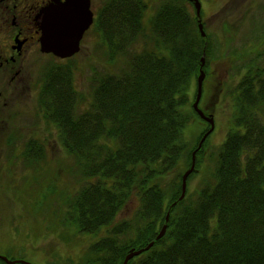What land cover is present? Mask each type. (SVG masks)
<instances>
[{
	"label": "trees",
	"instance_id": "obj_1",
	"mask_svg": "<svg viewBox=\"0 0 264 264\" xmlns=\"http://www.w3.org/2000/svg\"><path fill=\"white\" fill-rule=\"evenodd\" d=\"M128 2L121 10L119 1L107 4L108 14L94 22L113 70L93 73L88 96L76 90L72 65L53 61L41 71L37 109L72 157L65 172L73 181L49 171L38 137L11 134L10 158L32 171L25 189L15 182L10 191L25 203L31 197L34 214L45 209L63 243L92 239L76 260L52 255L48 264H121L150 242L127 264H264V40L231 95L234 115L213 168L190 191L203 142L179 199L183 171L209 129L194 145L184 136L191 121H205L190 89L202 56L206 72L211 45L189 0ZM131 201L136 210L117 220ZM167 213L165 233L155 239Z\"/></svg>",
	"mask_w": 264,
	"mask_h": 264
},
{
	"label": "rangeland",
	"instance_id": "obj_2",
	"mask_svg": "<svg viewBox=\"0 0 264 264\" xmlns=\"http://www.w3.org/2000/svg\"><path fill=\"white\" fill-rule=\"evenodd\" d=\"M160 1L162 0H154L156 3ZM200 2L202 28L205 35H208L211 55L207 61L206 72L203 70L205 75L198 107L206 116H212L214 126L205 137L206 140H203L204 143L202 142L203 163L189 182L190 191L197 188L205 177L204 173L214 166L217 149L225 139L234 115L235 104L231 95H234L241 74L254 60L260 43L264 40V0ZM92 6L98 12L102 10L103 3L93 0ZM139 49H142V46L135 48L137 51ZM53 61L72 65L74 86L77 91L87 96L93 83V73L102 74L113 70L108 67L110 65L107 62L106 48L93 26L84 34L79 52L70 61L43 54L36 48L26 53L20 74L14 79L10 80L8 76L12 77L16 68L11 74L0 72V255L9 260H24L32 264H48L52 255H56L57 259L76 260L92 241L90 237L84 236L74 244L63 243L59 238V231L55 230L57 224L54 221L50 224L46 222L45 209L34 214L33 204L29 203L31 197L25 203L23 195V199H19L15 191L14 194L10 191V186L15 189V182L25 189L32 171L31 167H25L22 158H10L12 145L6 140L12 137L11 134L17 135L18 141L38 137L48 155L46 159L49 171L65 174L64 179L69 182L74 179L73 174L65 172L66 168L73 164L72 157L65 153L56 128L52 123L44 121L36 104L42 68L49 66ZM115 72H118L116 68ZM196 82L195 79L192 81L190 89L192 99L196 96ZM207 125L210 127L206 121L199 119L191 121L184 129L185 138L194 145L195 138L202 130H207ZM34 172L39 173L38 170ZM26 177L27 180H24ZM137 206L135 201L126 204L118 214L117 220L130 217ZM103 234L104 232L99 235ZM66 262L58 264H67Z\"/></svg>",
	"mask_w": 264,
	"mask_h": 264
},
{
	"label": "water",
	"instance_id": "obj_3",
	"mask_svg": "<svg viewBox=\"0 0 264 264\" xmlns=\"http://www.w3.org/2000/svg\"><path fill=\"white\" fill-rule=\"evenodd\" d=\"M193 2L195 7V13L198 17V29L202 36H205L203 31V25L200 20V2L199 0H189ZM38 27L40 30L39 36V50L44 54H52L59 59H66L74 56L80 50V43L84 33L93 23V12L90 8V0H53V2L47 4L40 9L37 15ZM204 64V57H201V66L199 75L196 82V96L192 103L194 111L205 120L209 125L208 131L200 139L197 148L192 152V162L190 167L182 174L181 177V195L179 199H182L186 192V182L190 173L194 170L195 165V152L200 148L203 140L213 129L212 116H206L203 111L198 107V103L202 92V83L204 79V72L202 66ZM168 213L165 216V223L160 228L155 239L161 238L166 230V222L168 221ZM153 242H150L144 248L134 250L131 249L124 257L121 264H127V262L134 256L139 255L143 251L149 249ZM7 264H32L24 260H9L8 258L1 256Z\"/></svg>",
	"mask_w": 264,
	"mask_h": 264
},
{
	"label": "flooded vegetation",
	"instance_id": "obj_4",
	"mask_svg": "<svg viewBox=\"0 0 264 264\" xmlns=\"http://www.w3.org/2000/svg\"><path fill=\"white\" fill-rule=\"evenodd\" d=\"M100 1L103 7L97 12L92 6L93 0H90L93 23L86 31L94 26L98 16L108 14L107 4L119 1L121 7L117 9L121 10L123 9L122 3L129 0ZM51 2L53 0H0V72L11 74L16 68L12 77L8 76L10 80L20 74L21 67L26 60V53L31 49L38 48L39 50L40 30L36 18L40 9ZM129 3L132 4L133 0L126 4Z\"/></svg>",
	"mask_w": 264,
	"mask_h": 264
}]
</instances>
